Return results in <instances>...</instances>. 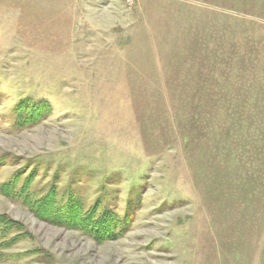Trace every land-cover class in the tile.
<instances>
[{
    "label": "rangeland",
    "instance_id": "1",
    "mask_svg": "<svg viewBox=\"0 0 264 264\" xmlns=\"http://www.w3.org/2000/svg\"><path fill=\"white\" fill-rule=\"evenodd\" d=\"M0 162V264H264V0H0ZM49 192L139 210L97 241Z\"/></svg>",
    "mask_w": 264,
    "mask_h": 264
},
{
    "label": "trees",
    "instance_id": "2",
    "mask_svg": "<svg viewBox=\"0 0 264 264\" xmlns=\"http://www.w3.org/2000/svg\"><path fill=\"white\" fill-rule=\"evenodd\" d=\"M25 108L31 110V112L20 113L21 117L18 126L23 123L37 124L50 114L48 111L49 107L46 103H28L22 101L18 108H16V111H21ZM19 175L21 174L15 175L13 181L6 185V191H2L4 195L11 196L10 194L14 189L18 188L17 183ZM30 184V180L25 182L17 195L25 197L23 199L24 201L29 198L30 194L28 190L30 189ZM30 199L31 196L29 200ZM57 206L56 195L52 192H49L43 198H34L31 200V203H28L29 209L38 219L66 229L83 231L91 235L97 241H115L122 237L130 230L136 213L139 210V206L134 201H130L127 204L125 215L123 218H120L115 213H97L99 212L100 206L98 203L95 204L94 208L87 211H84L80 203L73 199L68 201L63 210L58 209ZM21 228L23 227L9 219L6 215L0 216V240L3 239L0 245L10 247L15 245L16 242L24 240L26 235L24 231L22 232V230H20ZM12 232H14L16 236L8 239L6 236Z\"/></svg>",
    "mask_w": 264,
    "mask_h": 264
}]
</instances>
